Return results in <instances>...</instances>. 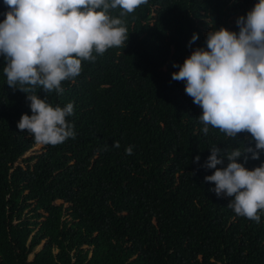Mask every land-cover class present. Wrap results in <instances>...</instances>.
I'll list each match as a JSON object with an SVG mask.
<instances>
[{"label": "trees", "instance_id": "16d2710c", "mask_svg": "<svg viewBox=\"0 0 264 264\" xmlns=\"http://www.w3.org/2000/svg\"><path fill=\"white\" fill-rule=\"evenodd\" d=\"M258 2L148 0L130 14L109 9L127 29L125 44L82 60L62 93L19 83L33 90L14 91L0 55V264H264V210L259 223L238 216L228 207L234 197H218L205 182L216 170L204 167L212 148L221 150L222 169L233 149H255V141L210 125L204 134L202 108L186 81L172 79L174 64L208 50V33L238 34L237 19ZM7 11L0 0V22ZM26 95L54 108L72 103L74 138L23 158L37 145L17 128L32 115ZM247 155L237 163L264 164V150L258 160Z\"/></svg>", "mask_w": 264, "mask_h": 264}, {"label": "clouds", "instance_id": "9594fccd", "mask_svg": "<svg viewBox=\"0 0 264 264\" xmlns=\"http://www.w3.org/2000/svg\"><path fill=\"white\" fill-rule=\"evenodd\" d=\"M148 0H4L9 8L0 22V55L7 61L4 73L7 85L14 91L27 93L42 86L46 92L62 93L61 82L77 77L82 60H95L92 53L103 55L109 48L120 47L128 38L122 20L112 18L109 9H122L121 15L133 13ZM239 33L224 28L208 33L207 49H196L179 71L175 81H186L185 92L202 108L198 118L208 133V126L218 128L228 137L247 132L255 141V149H233L226 156L212 148L204 167L216 169L205 177L213 183L218 197H234L228 207L238 216L257 223L258 212L264 210V164L248 170L237 160L260 158L264 150V0H259L246 17L236 21ZM198 39L193 34L191 43ZM32 115H22L17 128L32 133L37 144L57 145L74 132L66 121L73 114V104L52 107L36 95H26ZM113 147L119 148V142ZM132 147L125 149L132 155ZM200 157L195 158L199 163Z\"/></svg>", "mask_w": 264, "mask_h": 264}, {"label": "rangeland", "instance_id": "374dc122", "mask_svg": "<svg viewBox=\"0 0 264 264\" xmlns=\"http://www.w3.org/2000/svg\"><path fill=\"white\" fill-rule=\"evenodd\" d=\"M43 146H44V145L37 144V145H36V146H35L30 152H27V153L23 156V158L31 157V156H34V155H37V154L41 153V152L43 151ZM19 163H21V165H23L22 162H19ZM40 247H41V245L37 246V247L34 249L33 253L36 252V251H38ZM33 253H31V254L29 255V258H32Z\"/></svg>", "mask_w": 264, "mask_h": 264}]
</instances>
